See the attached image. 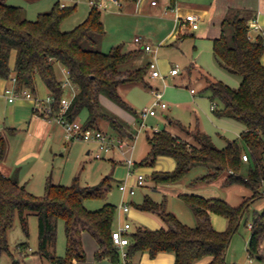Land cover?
Segmentation results:
<instances>
[{"label": "trees", "instance_id": "1", "mask_svg": "<svg viewBox=\"0 0 264 264\" xmlns=\"http://www.w3.org/2000/svg\"><path fill=\"white\" fill-rule=\"evenodd\" d=\"M137 2L138 0H128ZM76 5H62L57 1L49 11L39 13L36 19L24 17L22 6L0 0V78H17L19 89H36V79L41 77L59 104L65 96V86L60 80L56 65L66 67L69 79L75 86V93L66 111L69 120L78 119L86 109L87 118L83 127L100 128L104 122L110 124L121 136L129 123L106 106L110 99L127 111L137 115L134 107L123 97L120 86L125 83H141L151 87L150 64L137 68L122 67L139 55V50H124L117 45L109 52L100 49V38L105 33L102 11L92 6L86 19L71 30L62 29V21L74 13ZM249 14L244 10H231L222 22L221 35L214 39V54L219 64L231 73L239 75V86L233 87L222 80H211L206 89L212 99L223 103L214 108L218 116L242 121L245 130L239 139L229 140L219 148L211 135L200 128H185L179 121L170 119L191 134V140L174 135L170 130L153 131L147 135L151 150L144 163H155L159 155H169L176 160V168L170 172H156L157 182H174L181 179L196 165L209 167L201 178L214 180L224 176L225 186L240 184L252 190L251 199L262 195L264 183V30L252 37L248 24ZM16 52L14 67L12 53ZM128 123V124H127ZM101 129V128H100ZM192 133H191V132ZM132 136V134H131ZM7 149L5 137H0V162ZM244 154L248 159H244ZM252 160L247 173L242 172L245 162ZM110 189V177L105 176L98 184L85 186L75 176L70 184L55 183L48 176L42 195L29 191L21 184L18 172L6 175L0 169V254L10 250L9 232L19 216L23 232L29 234V216L39 219L38 253L51 264H73L84 260L82 234L90 231L98 240V259L108 257L112 264H123L120 250L112 238L117 206L106 202L98 209L85 205L87 198H104ZM197 218V225L183 223L174 212L168 211L163 203L147 196L137 207L156 213L165 226L157 229L139 226L129 232L131 242L127 247L130 263L139 253L147 252L154 258L160 252L175 254L173 264H194L211 256L207 264H227L226 252L231 237L248 207L250 200L232 206L223 198H207L199 194H182ZM212 213L225 215L229 227L218 230L212 222ZM64 222L66 252H57L58 223ZM248 246L250 256L264 258L261 241L264 237V211L258 213L251 224ZM21 249L28 242L18 244Z\"/></svg>", "mask_w": 264, "mask_h": 264}, {"label": "rangeland", "instance_id": "2", "mask_svg": "<svg viewBox=\"0 0 264 264\" xmlns=\"http://www.w3.org/2000/svg\"><path fill=\"white\" fill-rule=\"evenodd\" d=\"M57 1L62 3V5H76L74 13L62 21V29L66 31L73 29L84 21L92 6L98 5L102 11V18L106 28L105 33L100 38V49L104 52H109L115 46L121 44L124 50H139V55L131 62L125 64L122 69L124 70L131 66L137 67L143 60L149 59L150 66L158 69L164 76L160 78L162 81L160 88L164 91V100L170 103V106L164 111L158 107V114L147 116L144 119V126H141V120L137 118L135 123H133V118L136 117L135 114L107 99L115 107H110L109 104H106V106L119 117L125 119L128 123L130 122L129 124L127 123L129 128L124 129V136H121L110 124L104 121L100 128L115 138H125L127 142L125 151L127 149V153L123 154L118 148H114L109 152H105L102 158H96L94 157V152H96L97 146L99 149L97 142L79 140L69 143L61 136L62 139L54 146L56 154L51 152L50 146L47 147L45 145V151L41 156V162L45 163L43 166L35 165L33 175L29 176V189L34 194H44L47 176H52L55 183L62 181L66 184H70L74 177L78 176L79 182L85 186L98 184L105 176H109L110 189L107 196L104 198H87L85 200L86 206L90 207V209H97L102 207L106 202L115 204L117 211L113 224L114 227H119L126 221H130L133 224L131 230L139 226L152 228V222H159L161 223V227L164 226V222L156 213L144 211L137 207V204L142 203L147 196H150L156 202L163 203L168 211L174 212L183 223L191 226L197 225V218L190 205L183 199L182 194H199L207 198H223L234 207L240 206L244 200H250L253 195L250 188L240 184L225 186L223 184L224 176H220L214 180L202 179L201 177L209 171V167L206 165H196L177 181L157 182L153 179V174L156 172L173 171L177 165L176 160L169 155H159L155 163H144V159L151 150V144L147 139V135L152 134L156 128L158 130L168 129L174 135L191 138V134L183 131L177 125L171 124L165 117L166 114L170 119L179 121L185 128H191V131L200 128L202 131L208 133L219 148L225 147L229 140L239 139L241 133L246 128L245 124L234 118L215 114L211 107L212 102H216L219 109L224 105L220 100L212 99L211 91L206 89L209 82L206 78L209 80L210 78L206 77V75L204 77V73L201 74L199 69L202 68V71L213 79L223 80L233 87L239 86L241 77L223 68L217 61L214 53L211 56L202 58V60L196 58V55L192 52L193 43L191 38H188L178 46L161 45L160 37L163 35L162 31L171 27L172 24H158L159 21L137 12L136 8L142 0H138L137 2L120 0L121 5L115 0H105V6L100 5L102 0H94L95 4H91L90 0H5L8 4L22 6L24 17L32 20L36 19L39 13L49 11ZM250 33L252 37H256L259 34L255 30H250ZM138 35L144 37V43L147 41L150 43L153 51H147L146 49L142 51L140 46L142 43L135 42V37ZM14 59L13 52L11 57L13 64ZM173 67L178 68L181 74L173 75L171 73ZM56 70L63 83L68 81V84L64 85L65 96L71 98L75 93V86L72 85L68 72L60 63H57ZM183 76L185 78L180 81ZM149 79L152 81L155 78L149 77ZM167 85L180 89L183 94L181 97L185 96V98V92H189L190 87H195L197 89V102L171 104L170 99L167 97ZM135 86L132 89L133 92L131 91L130 95L125 97V100L131 103L137 115H139L143 108L150 106L154 102L155 95L153 89H150V87L144 85ZM124 88L122 86L123 90ZM32 93L39 98L48 97L47 88L41 80H36V89ZM7 100V96L0 95V129L2 131L4 130L2 121H5L9 125L18 126L19 121L30 119L36 107L34 101L24 98H18L15 102ZM78 118L84 123L87 118V110L84 109ZM11 141L14 148L17 141L16 137H12ZM42 143V137L36 136L35 147L41 146ZM89 149L95 151L88 154ZM110 156H114L116 161H113ZM126 156L131 157L134 161V165L131 168H129L126 162ZM34 161L32 158L27 160L24 167L26 168L29 164H33ZM251 163L252 160L244 163L242 168L243 173H247ZM44 166L47 175L40 173L41 167ZM129 169L133 170L131 174H129ZM134 173H143L147 177L146 183L142 186H136L135 194L121 190L120 185L122 182L127 181L129 185L135 183L136 175ZM261 192L262 195L251 199L248 207L243 211L237 229L233 233L227 248V264H264V258L250 256L248 252L252 233L249 225L254 222V218L258 213L264 211V183ZM123 202L130 204V210L127 212L128 214L122 215L120 213V206ZM212 215H214L212 222L216 227L218 226V230L225 231L229 227V220L225 215L218 213H212ZM38 235L39 219L36 214L29 216L28 235L23 232L19 216L17 215L15 225L9 232L10 250L0 254V264H51L47 258L42 257L38 253ZM24 241L28 242V247L21 249L18 244ZM30 247L31 250L29 249ZM261 247L264 251V237L261 241ZM56 249L59 254H65L66 252V236L62 220L58 223ZM131 262L141 263L138 256L134 257ZM101 263L112 264L106 258L98 260L96 257L92 258L88 254L84 260H75L73 264Z\"/></svg>", "mask_w": 264, "mask_h": 264}, {"label": "crops", "instance_id": "3", "mask_svg": "<svg viewBox=\"0 0 264 264\" xmlns=\"http://www.w3.org/2000/svg\"><path fill=\"white\" fill-rule=\"evenodd\" d=\"M156 1L157 3L153 4L152 0H142L140 4H138L136 11L139 13L145 14L147 17L152 18L153 20L159 21L158 24H172L171 27H168L167 29L163 30L164 32L162 31L163 35L160 37L161 45L178 46L182 42L184 43V41L187 40L188 38H191L192 43H193L192 52L196 55V58H198L199 60H202V58L206 56L213 55L214 39L221 35L222 22L224 18L227 15H229L231 10H244L247 14H249L248 24H249L250 30H255L258 32H260L261 30H264V0H156ZM101 2L103 3L102 6H105L106 1L102 0ZM188 14H195L198 17L199 26L197 29L192 30L190 28L189 23H186V24L184 23V19L186 18ZM146 43L150 44L148 43V41ZM140 46H141L142 51H145L144 43H142ZM155 52H157V50H155ZM14 56L16 58V52H14ZM143 62L140 65L138 64L137 67L142 66V64L143 65L149 64L150 60L146 59V60H143ZM262 62L264 63V54L262 56ZM14 64H15V59H14ZM14 64L11 61V65L13 67H14ZM137 67L131 66L130 68H137ZM199 70L201 74L204 73V77L206 75V77L210 78V80L206 78L208 81L217 80V79H213L207 73L203 72L202 68H200ZM149 72H150V69H149ZM178 74H181V73H178ZM178 74H173V75L176 76ZM183 78H185V76H183L182 79H180V81L183 80ZM36 80L37 81L41 80L43 82V84L47 88L48 95H50V90L47 87L46 83L43 81V79L38 76ZM150 82H151L150 89H153V91H154V88H160V86L162 85V81L160 80V78H155L154 80ZM12 85H14V83L11 79L0 78V95L1 94L5 95L4 89ZM135 85H143V84L125 83L122 85L125 87L124 90L122 89V86H120L119 89L124 98L129 96L131 91L133 92L132 89L133 87H136ZM191 88H195V87L192 86L190 87L189 92L187 91L185 92L186 93L184 94L186 95V98H185V96L181 97L183 96V94L181 93L182 91L180 89L167 85V94H168L167 97L170 99L171 104L173 105L176 103L179 104L182 102L195 103L197 102V98H196L197 89L195 92H192ZM28 100H32V99H28ZM180 100H185V101H180ZM104 101L106 104H109L110 107H115L113 106L114 104H111V102H109V100L106 99ZM213 103H216V102H212L211 107ZM169 106H170V103H168V106L166 108H163V107H160V108H162V110L164 111ZM212 110H214L213 107H212ZM165 117L170 122V118L167 114L165 115ZM136 118L137 117L133 118V123H135V121L137 120ZM138 118H139L138 120H141L140 124L142 126L143 120L140 117V113H139ZM2 124H3L2 127L4 128V130L2 131L1 136L3 135L6 139L7 149H6V154L3 160L0 162V169L6 175H13L15 172H18V176H19V180L21 184H24L26 188L29 191H31L28 187V184L30 182L29 176L33 175L36 164L43 166V164L45 163V162H41V156H42V153L45 151L44 149L45 145L47 147L50 146L51 152L53 154H56L55 152L56 149L54 146L58 144L59 140L62 139V137L65 138L64 128L57 121L49 120L45 115L37 112L36 107L34 108L33 114L31 115L30 119H24L23 121H19L18 126L13 125V124L11 125L6 124L5 121H2ZM177 126L180 127L179 125ZM180 128L183 131L187 132L186 129H183L182 127ZM14 136L16 137L17 141L15 144V147L13 148L14 145H12L11 138ZM36 136L42 137V140H43V143L39 147H35V137ZM126 137L130 138L129 136H126ZM191 138H185V139L191 140ZM65 140L69 143L79 141V140L70 141V140H67L66 138ZM98 150L99 149L97 146L96 152H94L95 150L89 149L87 153L91 154L92 152H94V157H96V153ZM31 158L32 160L33 159L35 160L34 163L29 164V166L25 168L24 167L25 162H27V160H30ZM111 158L113 161H116L114 159V156H112ZM129 168L131 167L129 166ZM41 169L42 170H40V173H42V175H47L45 166L41 167ZM129 171L131 172L133 170L129 169ZM134 175L136 174L134 173ZM59 183L66 184L62 181ZM123 204H129V203L123 202ZM123 204L120 206V213L122 215L128 214L126 211H124ZM85 205H86V201H85ZM214 215L211 214V217H214ZM160 227H161V223L152 222L153 229H157ZM82 241H83V247L86 252V255L88 254L92 258L96 257V259H98L97 253L100 249V244L98 240L93 236V234L90 231H87V230L84 231L82 234ZM29 249L31 250V247ZM137 256L139 257V261L141 262L140 264H173L175 261V254L173 252H168V251L160 252L154 258H152L147 252L139 253ZM105 258L110 261L108 257H105ZM211 259H212L211 256H207V257H204L196 261L194 264H207L209 261H211ZM128 264H138V263L130 262Z\"/></svg>", "mask_w": 264, "mask_h": 264}, {"label": "built area", "instance_id": "4", "mask_svg": "<svg viewBox=\"0 0 264 264\" xmlns=\"http://www.w3.org/2000/svg\"><path fill=\"white\" fill-rule=\"evenodd\" d=\"M92 4H95L94 0H90ZM117 3L121 5L120 0H115ZM153 4H156V0H152ZM103 3L100 2V5ZM184 23H189L190 28L192 30H195L199 26L198 17L195 14H188L186 18L184 19ZM183 23V24H184ZM135 41L138 43H144L143 37L138 35L135 37ZM144 48L147 51H153V47L150 44L144 43ZM154 65V64H152ZM172 74H178L179 69L173 67L171 69ZM149 75L151 78H162L164 77L163 74L158 70L154 69L153 66H150V72ZM14 83L12 86H8L4 89V94L7 96V99L9 102H15L18 98H26V99H32L34 100L36 104V110L40 114L45 115L49 120H54L60 123L65 131V138L70 141L74 140H84V141H95L99 145V150L96 153L97 158H102L105 152H109L113 150L114 148H118L120 152L123 154L127 153V149L125 151V146L127 145V142L125 141V138L117 137L115 138L113 135L107 133L105 130H102L100 128H94V127H83V122H81L79 119L76 120H69L66 117V111L68 110L71 98L67 96H63L60 104L59 109H56L53 105L54 98L51 95H48L47 98H39L37 96H34L32 93V90L29 88H22L19 89L16 87L17 78L14 76L11 79ZM67 82H64V85H67ZM192 92H195V88H191ZM154 95L155 100L154 102L148 106L143 108V110L140 113V117L143 120L142 126H144V119L149 115H157L158 107L166 108L168 106V103L164 100V92L160 88H154ZM213 109L217 107L216 103H213L212 105ZM158 129L156 128L155 131ZM2 134V130L0 129V137ZM129 145V144H128ZM244 159H248V155L244 154ZM126 162L130 167L134 165V161L131 157L126 156ZM133 171H131L129 174H131ZM147 177L143 173L136 174V181L134 184L129 185L127 181L122 182L120 185V189L123 191H128L131 194H134L136 192V186H142L146 183ZM123 209L126 212H129L130 206L129 204H123ZM251 226V224H250ZM133 227L132 222L126 221L124 224H122L119 227H116L112 231V238L115 246H117L120 250L121 259L123 264H127L126 260L128 259V251L127 247L129 246L131 242V237L129 235V232L131 231ZM105 264V263H101Z\"/></svg>", "mask_w": 264, "mask_h": 264}]
</instances>
